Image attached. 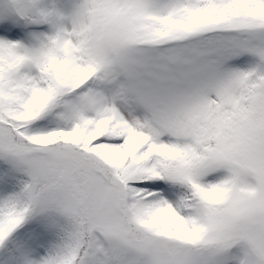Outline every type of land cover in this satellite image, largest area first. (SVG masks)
<instances>
[{
	"label": "snow or ice",
	"instance_id": "6c2138e0",
	"mask_svg": "<svg viewBox=\"0 0 264 264\" xmlns=\"http://www.w3.org/2000/svg\"><path fill=\"white\" fill-rule=\"evenodd\" d=\"M0 264H264V0H0Z\"/></svg>",
	"mask_w": 264,
	"mask_h": 264
}]
</instances>
